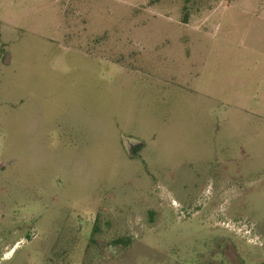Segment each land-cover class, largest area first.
I'll use <instances>...</instances> for the list:
<instances>
[{"label": "rangeland", "instance_id": "1", "mask_svg": "<svg viewBox=\"0 0 264 264\" xmlns=\"http://www.w3.org/2000/svg\"><path fill=\"white\" fill-rule=\"evenodd\" d=\"M0 264H264V0H0Z\"/></svg>", "mask_w": 264, "mask_h": 264}, {"label": "trees", "instance_id": "2", "mask_svg": "<svg viewBox=\"0 0 264 264\" xmlns=\"http://www.w3.org/2000/svg\"><path fill=\"white\" fill-rule=\"evenodd\" d=\"M122 241L121 240H117L115 243H121Z\"/></svg>", "mask_w": 264, "mask_h": 264}]
</instances>
